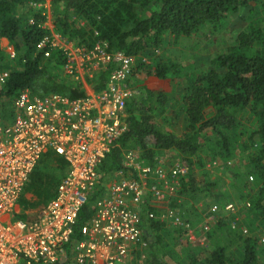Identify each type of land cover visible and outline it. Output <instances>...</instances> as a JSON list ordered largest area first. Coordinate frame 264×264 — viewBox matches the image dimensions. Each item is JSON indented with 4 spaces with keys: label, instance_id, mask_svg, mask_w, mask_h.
<instances>
[{
    "label": "trees",
    "instance_id": "16d2710c",
    "mask_svg": "<svg viewBox=\"0 0 264 264\" xmlns=\"http://www.w3.org/2000/svg\"><path fill=\"white\" fill-rule=\"evenodd\" d=\"M26 1L0 0V37L7 38L15 51L14 59L0 51V72L8 70V78L0 89L3 120L11 118L13 101L25 90L39 97L52 93L69 98L84 95L77 80L62 77L53 69L64 65V51L50 47L48 40L39 47L49 36L48 29L42 27L46 20L43 0H30L27 11L22 12L18 8ZM36 3L40 5H32ZM50 4L54 5V30L66 40L84 44L86 48L97 42L108 52L132 56L135 61L130 80L137 92L126 102V130L98 166L99 183L79 212L71 242L79 240L80 226L94 214L93 203L102 194V188L113 176L119 178L115 175L117 171L124 174L122 157L126 149H138L141 158L152 166L163 151H170L185 166L186 173L178 178L177 188L169 197V206L174 210L180 206L177 202L182 193L189 197L196 192L211 193V188L216 186L215 181L198 177L196 162L200 167L204 162L198 157L194 160L197 152L203 150L205 157L225 164L239 154L246 156V164L232 169V186L243 198L242 202L249 204L245 208L248 210L245 224L240 223L249 232L242 235L239 231L233 241L239 252L229 253L225 249L227 245H209L200 240L212 235L222 237L217 234L223 229L225 236L233 234L222 216L211 223L209 236L200 234L191 239L186 228L149 218L148 212L158 213V210L148 205L147 196L139 206V225L147 249L145 264H168L163 261L166 255L175 264H261L260 259L264 258L261 240L264 238V0H52ZM240 8L248 10L246 25L233 35L231 44L210 60L207 69L186 73L180 64L158 53L169 36H188L205 27L213 32L224 30L229 17ZM112 67L113 64L101 67L88 80L92 90L104 87ZM164 79L181 80L179 84L185 87L174 112L175 118L183 120L178 130L166 129L153 112L157 105L160 109L169 99L158 88ZM243 108H248L253 123L246 130L242 126L237 129L240 124L237 113ZM67 170L68 164L61 155L53 151L42 154L20 194L18 217L34 220L53 198ZM250 176L252 180L248 181ZM158 184L161 186L162 181ZM177 214L192 227L203 220L194 208ZM183 236L185 244L180 245ZM66 249H70L69 244Z\"/></svg>",
    "mask_w": 264,
    "mask_h": 264
},
{
    "label": "built area",
    "instance_id": "2783aa9c",
    "mask_svg": "<svg viewBox=\"0 0 264 264\" xmlns=\"http://www.w3.org/2000/svg\"><path fill=\"white\" fill-rule=\"evenodd\" d=\"M42 27L50 34L39 47L48 40L50 47L64 51L63 69L80 78L84 95L39 97L25 90L13 101L9 120H3L0 112V264H141L134 252L143 234L139 206L147 196L148 205L158 210L148 212L149 218L186 228L187 236L194 239L191 226L173 208L158 204V199L165 203L163 198L173 196L178 178L186 173L185 166L179 162L152 166L138 149L129 148L122 157L124 174L117 171L119 178L113 176L102 188L93 203L94 214L80 226L79 240L71 242L79 212L99 183L98 166L126 130V102L137 92L130 80L134 58L107 53L99 43L84 47L77 57L66 46L68 40L55 35L52 22H44ZM0 51L15 58L12 44ZM110 64L113 67L104 87L92 90L88 83L94 76L92 70ZM7 78L8 70L1 71L0 89ZM48 151L61 155L68 170L53 198L28 221L18 217V200L38 160ZM159 181L161 186H157ZM236 205L229 202L224 210L234 214ZM207 219L213 222L215 215H208L203 230L212 223ZM243 226L242 231L248 233V227Z\"/></svg>",
    "mask_w": 264,
    "mask_h": 264
},
{
    "label": "rangeland",
    "instance_id": "374dc122",
    "mask_svg": "<svg viewBox=\"0 0 264 264\" xmlns=\"http://www.w3.org/2000/svg\"><path fill=\"white\" fill-rule=\"evenodd\" d=\"M52 1V0H51ZM31 1L27 0L26 3L18 9L22 12H26L28 6H30ZM38 7V3L32 4ZM43 6L45 7V15L46 20L44 21L47 25L48 22H52L53 19V10L54 5L50 4V0H43ZM250 17V16H249ZM248 20V10L245 8H240L237 14L232 15L229 17L227 21V27L220 32H213L208 27H205L198 31L197 33L190 34L188 36H180L178 38L170 37L168 38L167 43H165L164 47L158 50V53L162 55L164 59H170L175 63L180 64L183 67V72H190L192 69L197 70H205L208 68L210 60L219 52H222L229 44L232 43L231 39L234 34H236L240 29H242ZM49 27V26H48ZM55 35L60 36V38H64L59 32L54 30ZM50 34V31H49ZM65 39V38H64ZM66 46L73 52L75 55L79 57L80 51L86 48L84 44H78L74 41L68 40ZM9 44L8 39L5 37H0V49H7ZM11 47V46H10ZM79 51V52H77ZM89 53V50H88ZM91 55V54H90ZM95 59V58H94ZM134 59L133 63L134 64ZM103 67V66H102ZM57 73L66 78H72L77 80L80 83V78H77L75 74H69L64 71L63 66L57 68H53ZM101 69V67L99 68ZM98 70H92L94 75ZM181 82L171 81L169 79L161 80L158 84V88L168 95L169 99L166 102V105L159 109L157 105L153 112L156 116V119L162 123L166 129L168 130H178L183 125L182 118H175L174 112L176 111L178 104L177 98L179 94L184 90V85L179 84ZM81 84V83H80ZM153 87V86H152ZM237 120L239 121V125L237 129H240L241 126L246 130L251 128L252 123V116L249 113L248 108H243L238 111L237 113ZM209 134V131L207 132ZM206 156V152L200 150L197 152L194 160L196 158H202L204 165L200 167L196 162L195 171L198 173V177L201 179H205L208 181H215L216 186L211 188V193L208 191L206 193L196 192L193 196H185L183 193L179 195L180 199L177 202L180 206H176L177 213H183V210L188 208H194L203 216V220L200 223H195L193 227L191 226V230L194 232V239L197 238L200 234L208 235L210 234V228L212 224L208 225L207 230H203L202 226L204 224L205 219L208 215H215L217 217H223V219L230 225L231 229L233 230V234L231 236H225L227 233L223 231H218L217 235H223L222 237L216 238L212 235L211 238L204 240L201 237V241L205 244L213 245V243H221L227 247L225 248L229 253H238L239 248L236 244H234V239L237 238L239 231H241L242 235L247 234L242 231V227L240 223L245 224V216L248 214V210L245 208L247 207L245 203L242 202V197H239L238 192L236 191L235 187L232 186V169L239 166L246 164V156L244 155H237L234 159H229L228 162L222 163L221 160L210 159L209 156ZM158 162H161L162 166L171 165L172 163L178 162L172 152L170 151H163L162 154L158 157ZM250 179H248L249 181ZM249 185V184H248ZM164 190V189H163ZM248 189L244 192L243 196L247 193ZM165 203H163L162 199H158V204L161 205L159 207L169 206L170 200L163 198ZM229 202L237 203L236 205V213H230L224 210V204ZM181 206H183L181 208ZM209 220V219H207ZM210 219L209 221H211ZM242 228H241V227ZM253 229L257 228L252 226ZM215 229V225L212 230ZM241 229V230H240ZM231 233L230 230H228ZM198 233V234H197ZM184 237H181L179 240L180 245H184ZM204 244V245H205ZM180 245H177L176 248L180 250ZM146 252L147 249L143 240L139 242L138 249L134 252V256L136 259H140L141 264H145L146 262ZM264 255V253H263ZM170 256L166 255L163 257V261L167 262L168 264H175L173 261H170ZM260 263L264 264V258L260 259Z\"/></svg>",
    "mask_w": 264,
    "mask_h": 264
},
{
    "label": "clouds",
    "instance_id": "9594fccd",
    "mask_svg": "<svg viewBox=\"0 0 264 264\" xmlns=\"http://www.w3.org/2000/svg\"><path fill=\"white\" fill-rule=\"evenodd\" d=\"M95 43H97V42H95ZM103 46V45H102ZM104 47V46H103ZM104 50L107 52V53H110V52H108L106 49H105V47H104ZM134 58V57H133ZM107 66V65H106Z\"/></svg>",
    "mask_w": 264,
    "mask_h": 264
},
{
    "label": "flooded vegetation",
    "instance_id": "af4514ba",
    "mask_svg": "<svg viewBox=\"0 0 264 264\" xmlns=\"http://www.w3.org/2000/svg\"><path fill=\"white\" fill-rule=\"evenodd\" d=\"M176 210V209H175ZM176 212V211H175ZM166 225H167V223H166Z\"/></svg>",
    "mask_w": 264,
    "mask_h": 264
},
{
    "label": "crops",
    "instance_id": "0c3cea01",
    "mask_svg": "<svg viewBox=\"0 0 264 264\" xmlns=\"http://www.w3.org/2000/svg\"><path fill=\"white\" fill-rule=\"evenodd\" d=\"M51 1V0H50ZM7 39V38H6Z\"/></svg>",
    "mask_w": 264,
    "mask_h": 264
},
{
    "label": "water",
    "instance_id": "95a60500",
    "mask_svg": "<svg viewBox=\"0 0 264 264\" xmlns=\"http://www.w3.org/2000/svg\"><path fill=\"white\" fill-rule=\"evenodd\" d=\"M64 258V257H63Z\"/></svg>",
    "mask_w": 264,
    "mask_h": 264
}]
</instances>
